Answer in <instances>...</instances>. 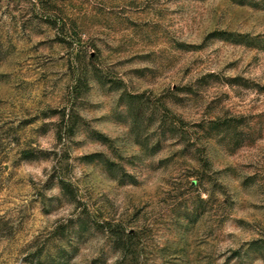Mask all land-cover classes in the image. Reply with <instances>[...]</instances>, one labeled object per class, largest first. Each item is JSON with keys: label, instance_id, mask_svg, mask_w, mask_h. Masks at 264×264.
I'll return each instance as SVG.
<instances>
[{"label": "rangeland", "instance_id": "rangeland-1", "mask_svg": "<svg viewBox=\"0 0 264 264\" xmlns=\"http://www.w3.org/2000/svg\"><path fill=\"white\" fill-rule=\"evenodd\" d=\"M0 264H264V0H0Z\"/></svg>", "mask_w": 264, "mask_h": 264}, {"label": "trees", "instance_id": "trees-1", "mask_svg": "<svg viewBox=\"0 0 264 264\" xmlns=\"http://www.w3.org/2000/svg\"><path fill=\"white\" fill-rule=\"evenodd\" d=\"M209 124H211L212 126H213V125H214V126L217 125V123H216L215 121H211Z\"/></svg>", "mask_w": 264, "mask_h": 264}]
</instances>
